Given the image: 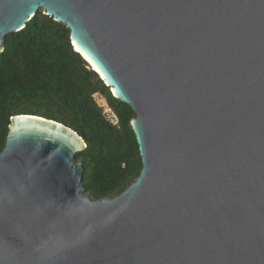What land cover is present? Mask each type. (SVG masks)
<instances>
[{
    "label": "water",
    "instance_id": "95a60500",
    "mask_svg": "<svg viewBox=\"0 0 264 264\" xmlns=\"http://www.w3.org/2000/svg\"><path fill=\"white\" fill-rule=\"evenodd\" d=\"M38 12L136 114L142 169L97 200L78 133L12 117L0 264H264V0H0V54Z\"/></svg>",
    "mask_w": 264,
    "mask_h": 264
},
{
    "label": "trees",
    "instance_id": "16d2710c",
    "mask_svg": "<svg viewBox=\"0 0 264 264\" xmlns=\"http://www.w3.org/2000/svg\"><path fill=\"white\" fill-rule=\"evenodd\" d=\"M21 114L63 124L85 140L75 160L95 199L118 196L139 176L142 160L131 126L136 114L74 50L69 30L42 12L7 36L0 54V152L11 118Z\"/></svg>",
    "mask_w": 264,
    "mask_h": 264
},
{
    "label": "rangeland",
    "instance_id": "374dc122",
    "mask_svg": "<svg viewBox=\"0 0 264 264\" xmlns=\"http://www.w3.org/2000/svg\"><path fill=\"white\" fill-rule=\"evenodd\" d=\"M97 100H98V103H99L100 105H102V106L105 105L104 100L101 99L100 97H98Z\"/></svg>",
    "mask_w": 264,
    "mask_h": 264
},
{
    "label": "bare ground",
    "instance_id": "6f19581e",
    "mask_svg": "<svg viewBox=\"0 0 264 264\" xmlns=\"http://www.w3.org/2000/svg\"><path fill=\"white\" fill-rule=\"evenodd\" d=\"M92 68H94V70H96L97 71V69L93 66Z\"/></svg>",
    "mask_w": 264,
    "mask_h": 264
},
{
    "label": "built area",
    "instance_id": "2783aa9c",
    "mask_svg": "<svg viewBox=\"0 0 264 264\" xmlns=\"http://www.w3.org/2000/svg\"><path fill=\"white\" fill-rule=\"evenodd\" d=\"M96 98H98V96H96ZM108 112V111H107Z\"/></svg>",
    "mask_w": 264,
    "mask_h": 264
}]
</instances>
